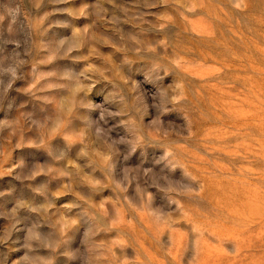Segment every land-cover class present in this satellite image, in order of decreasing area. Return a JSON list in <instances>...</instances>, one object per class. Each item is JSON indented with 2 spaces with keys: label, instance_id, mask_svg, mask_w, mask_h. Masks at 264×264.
Returning <instances> with one entry per match:
<instances>
[{
  "label": "clouds",
  "instance_id": "obj_1",
  "mask_svg": "<svg viewBox=\"0 0 264 264\" xmlns=\"http://www.w3.org/2000/svg\"><path fill=\"white\" fill-rule=\"evenodd\" d=\"M70 3L0 0V179L15 182L0 264L249 260L264 248V0Z\"/></svg>",
  "mask_w": 264,
  "mask_h": 264
},
{
  "label": "rangeland",
  "instance_id": "obj_2",
  "mask_svg": "<svg viewBox=\"0 0 264 264\" xmlns=\"http://www.w3.org/2000/svg\"><path fill=\"white\" fill-rule=\"evenodd\" d=\"M85 3H91V0H72V3L69 5H62L61 7H70V8H79ZM47 10H51V6L48 7ZM66 15L65 14H57L56 16L52 17L53 20L55 19H65ZM83 22V21H82ZM192 27L200 32H204L208 30V27L205 23L202 21L193 19L192 21ZM53 31H56V29H53ZM257 46H264L261 44L260 41H256ZM188 47H191L199 56L202 57H208L209 54L211 56H217V52L213 50L211 47L205 46L204 44L198 42V41H191L187 44ZM217 59H220L219 56H217ZM218 65L208 62L205 66V68L200 69L199 71L204 72V71H210L213 67H216ZM210 84L214 83L213 81H209ZM214 94V90H213ZM219 115V113H218ZM214 125L205 123L203 125L204 128H210L213 127ZM21 153L17 150L13 152V158L16 156H19ZM25 156H27L29 159L33 158H42L41 154L35 153V152H30V151H25L23 153ZM12 183H15L14 181H11L10 178H3L0 179V191L6 190ZM17 189H19V185H17ZM0 203H4L3 200H0ZM5 223L4 220H0V226H3ZM227 226H225L226 228ZM211 244L215 245V241L212 240L210 241ZM145 244L147 245L148 242L145 241ZM219 247V246H217ZM226 248H230V245H225ZM243 256H246L249 258V260H237L232 262V264H249L251 259L257 258L264 256V248H261L257 242L254 240L250 243L249 247L245 250V252L242 254ZM209 256L210 258L206 261V264H227L225 259L219 255L217 252L216 248H210L209 251Z\"/></svg>",
  "mask_w": 264,
  "mask_h": 264
}]
</instances>
